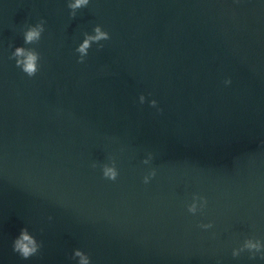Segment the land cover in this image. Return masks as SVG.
I'll return each instance as SVG.
<instances>
[{
	"label": "water",
	"instance_id": "1",
	"mask_svg": "<svg viewBox=\"0 0 264 264\" xmlns=\"http://www.w3.org/2000/svg\"><path fill=\"white\" fill-rule=\"evenodd\" d=\"M96 24L110 39L78 63ZM16 46L40 54L34 76ZM22 228L41 245L26 260ZM249 236L264 240V0H91L73 18L64 0H0V264H76L74 248L92 264H264L232 257Z\"/></svg>",
	"mask_w": 264,
	"mask_h": 264
},
{
	"label": "clouds",
	"instance_id": "2",
	"mask_svg": "<svg viewBox=\"0 0 264 264\" xmlns=\"http://www.w3.org/2000/svg\"><path fill=\"white\" fill-rule=\"evenodd\" d=\"M65 6L68 9V16L73 18L77 15L78 10L87 8L91 3V0H64ZM46 21L41 18L35 23H29L22 29V39L24 45H33L41 40L42 34L45 32ZM110 39L108 31L104 30L101 25L96 24L92 27L90 32L83 34V39L76 44L74 48V54L78 63H83L86 57L89 55V50L93 45L97 50L103 48L101 42ZM10 59L14 60L15 66L23 72L26 76H34L40 68V54L33 47L16 46L11 52ZM230 78L223 80L224 86L231 85ZM146 101L144 94L138 96L139 104L143 105ZM147 103L150 107L155 108L157 112L160 108L157 106L155 99H148ZM153 160V154L148 152L141 161L144 165H150ZM92 168L97 167L96 162L91 163ZM100 172L103 178L114 181L118 176V169L116 167L113 157H108V162L99 165ZM156 175V170L149 167L146 173L142 177V182L148 184ZM207 205V200L204 196L193 193L190 202L186 203L185 207L189 214L196 215L202 213ZM201 230H209L213 228L212 222L199 223L197 225ZM41 245L36 238L28 232L27 229L22 228L19 234L12 241V250L19 254L23 259L37 254ZM247 252L250 260H262L264 261V240L253 236L246 237L237 246L232 248L231 255L233 258H237L241 253ZM71 257L75 260L76 264H92L90 257L87 253L74 248L71 253Z\"/></svg>",
	"mask_w": 264,
	"mask_h": 264
}]
</instances>
